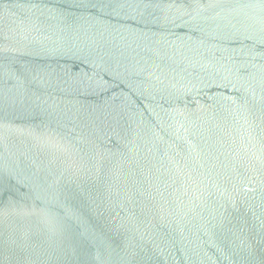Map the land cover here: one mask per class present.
Listing matches in <instances>:
<instances>
[{"label":"water","instance_id":"water-1","mask_svg":"<svg viewBox=\"0 0 264 264\" xmlns=\"http://www.w3.org/2000/svg\"><path fill=\"white\" fill-rule=\"evenodd\" d=\"M0 264H264V0H0Z\"/></svg>","mask_w":264,"mask_h":264}]
</instances>
